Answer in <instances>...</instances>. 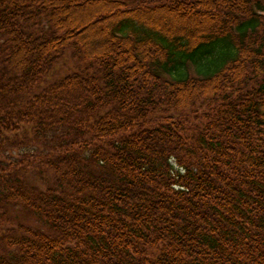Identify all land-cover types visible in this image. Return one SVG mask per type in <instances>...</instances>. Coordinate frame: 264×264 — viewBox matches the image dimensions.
<instances>
[{"label": "trees", "instance_id": "obj_1", "mask_svg": "<svg viewBox=\"0 0 264 264\" xmlns=\"http://www.w3.org/2000/svg\"><path fill=\"white\" fill-rule=\"evenodd\" d=\"M0 264H264V0H0Z\"/></svg>", "mask_w": 264, "mask_h": 264}]
</instances>
